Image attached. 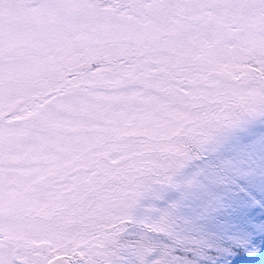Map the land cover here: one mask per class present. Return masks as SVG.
<instances>
[{"label":"snow or ice","instance_id":"6c2138e0","mask_svg":"<svg viewBox=\"0 0 264 264\" xmlns=\"http://www.w3.org/2000/svg\"><path fill=\"white\" fill-rule=\"evenodd\" d=\"M257 114L264 0H0V264H169L142 198Z\"/></svg>","mask_w":264,"mask_h":264},{"label":"rangeland","instance_id":"374dc122","mask_svg":"<svg viewBox=\"0 0 264 264\" xmlns=\"http://www.w3.org/2000/svg\"><path fill=\"white\" fill-rule=\"evenodd\" d=\"M234 177L255 184L264 192V115L243 118L222 130L186 161L173 184L154 185L145 194L136 210L139 219L170 215V233L151 237L157 256L167 251L169 264H175V246L218 247L216 242L212 244L213 236L233 230L222 211H229L232 201L242 209L235 212V220H245L261 232L262 236L250 234L249 243L264 252V209L244 191L241 195ZM245 230V226L238 228L241 238ZM142 232L140 225L134 228V234Z\"/></svg>","mask_w":264,"mask_h":264},{"label":"trees","instance_id":"16d2710c","mask_svg":"<svg viewBox=\"0 0 264 264\" xmlns=\"http://www.w3.org/2000/svg\"><path fill=\"white\" fill-rule=\"evenodd\" d=\"M234 183L253 199V202L259 204L264 209V192L259 189V186L250 184L239 177L233 178ZM234 187V186H233ZM232 208L229 211L223 209V218L226 219L232 226L233 230L230 233H222L213 236L212 244L216 242L218 249L203 245H182L175 246L172 250L175 251V264H264V252L258 251V246L255 247L249 243L251 235L254 233L262 236L261 232L252 227L245 220H235V212H240L242 209L235 202H231ZM243 218V217H242ZM219 219V218H218ZM246 227L243 238L239 236L238 228ZM251 234V235H250ZM256 242V240H255Z\"/></svg>","mask_w":264,"mask_h":264}]
</instances>
